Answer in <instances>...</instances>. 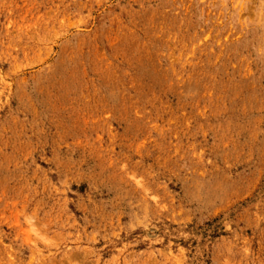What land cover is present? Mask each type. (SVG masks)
<instances>
[{"label": "rangeland", "instance_id": "374dc122", "mask_svg": "<svg viewBox=\"0 0 264 264\" xmlns=\"http://www.w3.org/2000/svg\"><path fill=\"white\" fill-rule=\"evenodd\" d=\"M0 264H264V0H0Z\"/></svg>", "mask_w": 264, "mask_h": 264}]
</instances>
